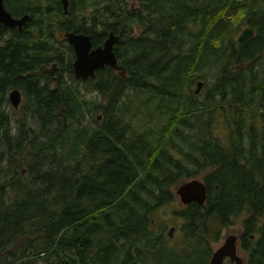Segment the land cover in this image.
Here are the masks:
<instances>
[{
    "label": "trees",
    "instance_id": "1",
    "mask_svg": "<svg viewBox=\"0 0 264 264\" xmlns=\"http://www.w3.org/2000/svg\"><path fill=\"white\" fill-rule=\"evenodd\" d=\"M5 4L30 18L0 25V264H209L240 214L245 264H264V0ZM246 24L256 34L235 38ZM110 29L126 74L107 65L76 78L62 33L96 45ZM54 61L55 78L30 73ZM13 87L30 103L11 115ZM193 177L207 185L205 203L173 210L180 238L156 230L155 214Z\"/></svg>",
    "mask_w": 264,
    "mask_h": 264
},
{
    "label": "water",
    "instance_id": "2",
    "mask_svg": "<svg viewBox=\"0 0 264 264\" xmlns=\"http://www.w3.org/2000/svg\"><path fill=\"white\" fill-rule=\"evenodd\" d=\"M65 11L69 9V0H61ZM134 3H132L133 5ZM30 18L29 13L22 16H15L11 10L7 8L5 0H0V25L5 24L10 27H18L22 29ZM254 33L252 26H247L239 35L240 40L250 37ZM68 42L74 46L75 59L73 61L74 73L79 78L87 79L89 76H96V69L104 68L106 65L119 70L122 75L126 74V66L119 63L115 53V44L119 41V34L111 31L103 44L92 47V38L90 34L85 32L65 31L63 33ZM42 70H49L48 66H44L35 73H41ZM204 81L199 79L196 84L195 91L198 93L203 87ZM10 98L15 106L21 101V92L19 88H13L10 91ZM101 118V115H99ZM175 192L180 198L182 204H188L197 201L201 204L205 203L207 198V185L200 177H193L181 181L175 187ZM175 226L169 229L170 236H173ZM225 257H229V261H225ZM209 264H245V258L238 253V233L228 234L223 242L217 246L211 256Z\"/></svg>",
    "mask_w": 264,
    "mask_h": 264
},
{
    "label": "rangeland",
    "instance_id": "3",
    "mask_svg": "<svg viewBox=\"0 0 264 264\" xmlns=\"http://www.w3.org/2000/svg\"><path fill=\"white\" fill-rule=\"evenodd\" d=\"M127 1H131V0H127ZM139 26V27H138ZM247 26L246 25H242L240 26L237 30H235L234 32V37L237 38V35L238 33H241L242 29ZM135 29L136 30H141V26L140 25H136L135 26ZM2 41V39H0V42ZM56 63V61H54ZM54 62H51L49 64H44V65H47L49 67V70H46L45 72H48L50 74H56V71L59 69V64L56 63L57 65V68H56V71H52L51 69H53V63ZM217 71V68H214L212 70H209L207 72L208 75H212L214 73H216ZM65 75L66 77H69L68 73L65 72ZM200 79H203V78H200ZM80 88H81V91L83 93H86V97H93L94 99H97V101L101 100L100 99V96H99V93L97 91H95L94 89L92 90L91 88H89L87 85H84V84H79ZM196 88V83L193 85V89ZM206 86L203 85L201 91L199 92L201 94V96H204V93L206 91ZM23 90V89H22ZM24 91V90H23ZM9 90H8V93H7V97L9 99ZM25 94V92H24ZM29 103H30V100L28 99V97L24 95H22V100H21V103H20V107L18 108H15L14 105L12 104V102L10 101L9 99V106L11 107L10 109H8L10 112H11V115L14 114V111H12L11 109H15L17 111H19L21 108L24 109V108H27V106H29ZM232 107H234V104L231 105ZM28 109V108H27ZM30 123L34 124L35 123V119L34 117H29V120H28ZM231 123V122H230ZM230 123L227 121V119H225V117L223 116L222 113H219L218 115V120L216 121V128H215V131L217 133V135L221 136V137H224V138H227V133L228 131L230 132ZM13 124L16 125V120L15 118L13 119ZM181 205H183L180 201V198L178 197L175 201L161 207V209L155 214V220H154V227L156 228V230H161L164 226H165V229L169 230L171 226H175L174 227V230H173V236L174 237H177V238H180V219L179 218H176L172 212L175 208H178L180 207ZM243 219V214H240L238 216L235 217V221L234 223L228 225V226H225L221 229V238L219 240H216L214 241V247L216 246H219L224 238L230 234V233H238L240 234L241 233V229H242V224H241V220ZM166 231V230H165ZM215 247V248H216ZM238 253L243 256L245 258V262H247V252L244 251L238 244Z\"/></svg>",
    "mask_w": 264,
    "mask_h": 264
},
{
    "label": "flooded vegetation",
    "instance_id": "4",
    "mask_svg": "<svg viewBox=\"0 0 264 264\" xmlns=\"http://www.w3.org/2000/svg\"><path fill=\"white\" fill-rule=\"evenodd\" d=\"M69 4H70V0H69ZM247 26H252V25L247 24ZM247 26H245V27H247ZM245 27H244V28H245ZM252 27H253L254 33H253L251 36H253V35L256 34V28H255L254 26H252ZM244 28H243V29H244ZM243 29H242V30H243ZM65 31L82 32V31H74V30H65ZM65 31H64V32H65ZM111 31H113V30L110 29V30L108 31L106 38L109 36V34H110ZM64 32H63V33H64ZM63 33H62V34H63ZM85 33H87V32H85ZM241 33H242V31H241ZM241 33H238V35H237V39H239V35H240ZM88 34H89V33H88ZM63 35H64V34H63ZM64 36H65V35H64ZM90 36H91V34H90ZM251 36H250V37H251ZM65 37H66V36H65ZM66 38H67V37H66ZM91 38H92V37H91ZM106 38H105V39H106ZM248 38H249V37H248ZM245 39H247V38H245ZM245 39H244V40H245ZM67 40H68V39H67ZM239 40H240V39H239ZM104 41H105V40H104ZM92 42H93V40H92ZM70 44H71V43H70ZM101 44H103V43H101ZM101 44H96V45H95V44L93 43L91 48H93V47H95V46H97V45H101ZM71 45H72V44H71ZM72 46H73V45H72ZM73 48H74V46H73ZM74 51H75V49H74ZM75 56H76V54H75ZM74 59H75V57H74ZM73 61H74V60H73ZM56 63H58V62H56ZM56 63L54 62V63L52 64V65H53V69H51L52 71H56V68H57ZM72 63H73V62H72ZM44 66H47V65H44V64H43V66L39 67L38 69H34V70H32L30 73H32V74H34V75H37V74H38V75H41V74L44 73L46 70H42L41 73H35L34 71L39 70V69H41V68L44 67ZM106 66H107V65H106ZM106 66H105V67H106ZM98 69H100V68H98ZM98 69H96V76H97V70H98ZM115 70H116L117 72H119V70H117V69H115ZM73 72H74V69H73ZM51 75H52L53 78L56 77V74H51ZM74 76H75L76 78H78V79H83V80H87V79H89V78L91 77V76H89V78H87V79L79 78V77H77V76L75 75V73H74ZM96 76H95V77H96ZM93 78H94V77H93ZM13 88H19V87H13ZM13 88H11V89L9 90V94H8L9 99H10L11 102H12V100H11V98H10V91H11ZM19 89H20V92H21V100H22V95L25 96V94H24V91H23L21 88H19ZM198 93H199V92H198ZM20 103H21V101H20ZM20 103H19L18 106H15V105L13 104V102H12V104L14 105L15 108L20 107ZM238 240H239V234H238ZM225 261H229V257H225Z\"/></svg>",
    "mask_w": 264,
    "mask_h": 264
}]
</instances>
